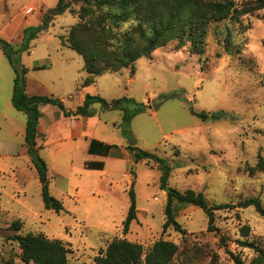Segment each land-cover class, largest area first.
Wrapping results in <instances>:
<instances>
[{
    "label": "rangeland",
    "instance_id": "obj_1",
    "mask_svg": "<svg viewBox=\"0 0 264 264\" xmlns=\"http://www.w3.org/2000/svg\"><path fill=\"white\" fill-rule=\"evenodd\" d=\"M63 5L66 11L50 15L49 27L16 55L24 65L46 64L31 69L27 77L42 79L41 94L64 98L67 109L81 105L87 94L130 100L124 108L108 110L94 103V113L78 141L69 140L71 132L51 121L52 112L45 111L47 133L36 149L49 168L50 192L63 201L60 212L45 207L44 184L33 168L24 130L16 134V154L0 157V264H34L22 259L19 242L9 238L28 232L65 242L69 264H94L114 238L142 243L145 253L159 239L173 241L179 246L173 264H238L236 257L249 263L257 253L240 241L264 245V216L253 205L239 204L258 198L264 205V172L251 175L247 168L256 165L259 154L264 157V9L244 17L248 28L234 20L214 23L202 54L192 52L190 42L179 47V41L173 40L139 58L135 72L130 68L107 72L85 92L83 56L64 42L79 21L82 2L62 0ZM58 6L59 0H0V36L17 49L25 29L41 25L48 10ZM9 21L11 26L2 32ZM227 26L233 41L229 51L224 42ZM160 96L156 108L153 100ZM192 108L208 114L225 111L232 118L204 121ZM126 114H133L130 120ZM92 138L111 144V153L88 155ZM130 144L173 165L166 188H193L202 191L210 204L229 203L216 210L218 230H208L202 208L180 204L176 218L186 232L173 226L164 231L168 193L161 186V171L146 160H134L128 167ZM86 159L103 160L105 167L87 169ZM131 188L137 218L124 232ZM16 218L24 221L19 231L9 228Z\"/></svg>",
    "mask_w": 264,
    "mask_h": 264
},
{
    "label": "trees",
    "instance_id": "obj_2",
    "mask_svg": "<svg viewBox=\"0 0 264 264\" xmlns=\"http://www.w3.org/2000/svg\"><path fill=\"white\" fill-rule=\"evenodd\" d=\"M82 5L78 11L79 21L73 25L64 42L70 48L83 56L84 69L87 76L82 80V87L96 81L98 76L107 72H118L130 68L135 72V62L141 57L150 56L158 47L164 46L173 40H178L180 46L191 43V51L202 54L205 50L210 29L214 23L234 20L241 24V28H248L243 24L245 16L264 9V0H79ZM59 12H64L67 5L62 6L59 0ZM51 16L46 14L43 23L37 27H27L21 45L15 49L9 41L0 36V47L6 54L10 64L15 70L14 90L12 102L14 106L27 115L25 141L29 151L37 148L39 135V122L43 113L42 104L58 106L65 116L93 115L92 104L101 103L102 110L111 108H124L130 100L127 97L108 100L101 95L87 94L83 104L75 110L66 108L64 102L53 95L33 94L26 91L27 73L29 68L21 63L16 55L29 49L30 41L39 33L49 27ZM130 23L127 28H123ZM224 37L227 50L232 49V29L227 26ZM36 66V69L45 67ZM192 112L202 120L209 118H232L231 114L220 111L208 114L206 111ZM133 114H126L130 120ZM130 151L134 154L136 162L146 160L147 164L155 162L161 171V186L166 188L173 170V165L155 152L141 149L130 144ZM112 145L100 139L92 138L87 149L88 155L106 157L111 153ZM176 153L181 150L175 147ZM39 179L43 183L42 196L45 207L60 212L64 209L63 201L54 196L48 186V165L41 158L35 162ZM84 166L87 169L102 170L105 161L86 159ZM249 173L264 172V157L259 154L256 165L247 166ZM131 201L124 232H128L133 220L137 218V200L133 188L130 189ZM195 205L202 208L208 217V230H218L215 225L216 210L231 206L229 203L210 204L202 191L188 188L184 191L170 189L165 206V222L163 230L173 226L181 233L186 229L176 218L179 205ZM242 207L253 205L264 216V205L258 198H247L241 201ZM235 206V205H232ZM237 206V205H236ZM24 221L14 219L9 228L19 231ZM247 234L249 227H244ZM10 239L19 242L22 250V259L34 264H69L67 244L61 239H51L43 233L28 232L17 233ZM242 245L253 248L257 255L249 263H244L236 257L238 264H264V245L255 241H240ZM179 246L170 240L159 239L153 243L145 253L142 243L126 238H114L107 246L105 252L95 258L94 264H173Z\"/></svg>",
    "mask_w": 264,
    "mask_h": 264
},
{
    "label": "crops",
    "instance_id": "obj_3",
    "mask_svg": "<svg viewBox=\"0 0 264 264\" xmlns=\"http://www.w3.org/2000/svg\"><path fill=\"white\" fill-rule=\"evenodd\" d=\"M11 24H12V21H9L7 24H5L2 32L6 31L11 26ZM23 37L24 35H21L18 38L19 43L21 42V40H23ZM5 56L6 54L0 47V157L11 156V155L16 154L17 152L16 134L21 129V130H24L23 133L25 137L26 124H27V115L23 111L18 110L12 102V96H13V90H14V79H15L16 73L13 67L12 69L9 68L8 63L4 59ZM39 65H45V64L43 63L30 64V65L25 64V66L29 68L28 73H30L31 69L36 70L35 67ZM43 86H44V81L42 79L27 77L26 91L28 94L30 95L41 94L42 93L41 88ZM88 87L89 85L84 87L85 92L87 91ZM60 99L64 102V104L66 103V100L64 98H60ZM84 100L85 99L83 97L82 104ZM77 107H72L68 109L75 110ZM40 109L43 115L40 118V122H39V135L37 137V143H39L42 140L41 138L42 135H46L47 133V129L44 128L43 126V122H44L43 117H44L46 110L51 111L52 116H54L51 118V121L53 122L59 121L61 129L65 131L68 130L71 132L70 136L68 137L69 140L78 141L80 138H83V129L86 128V126L88 125L89 117L65 116L63 111L58 106H55L52 104H42L40 106ZM22 151H24V148L22 149ZM28 151H29V148H28ZM90 156L96 157L98 155L96 156L90 155ZM128 157H129L128 167H131L132 161L135 160L134 154L130 151L128 153ZM33 168L37 171L36 167H33Z\"/></svg>",
    "mask_w": 264,
    "mask_h": 264
},
{
    "label": "water",
    "instance_id": "obj_4",
    "mask_svg": "<svg viewBox=\"0 0 264 264\" xmlns=\"http://www.w3.org/2000/svg\"><path fill=\"white\" fill-rule=\"evenodd\" d=\"M58 12H59V7H56V8L49 9L47 13L49 15H56V14H58ZM162 98H163V96H160V97L153 100V104L156 108H158L157 101H160ZM30 154H31L32 159L35 162H39L41 160V157L39 156V151L37 149L30 151ZM165 190L168 193L170 191V188H166Z\"/></svg>",
    "mask_w": 264,
    "mask_h": 264
}]
</instances>
